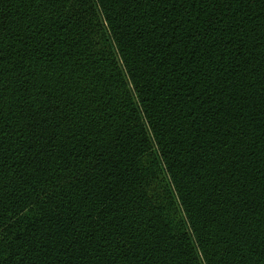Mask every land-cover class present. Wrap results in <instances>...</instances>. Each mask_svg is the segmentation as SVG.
Masks as SVG:
<instances>
[{
  "label": "trees",
  "instance_id": "16d2710c",
  "mask_svg": "<svg viewBox=\"0 0 264 264\" xmlns=\"http://www.w3.org/2000/svg\"><path fill=\"white\" fill-rule=\"evenodd\" d=\"M0 264H264V0H0Z\"/></svg>",
  "mask_w": 264,
  "mask_h": 264
}]
</instances>
